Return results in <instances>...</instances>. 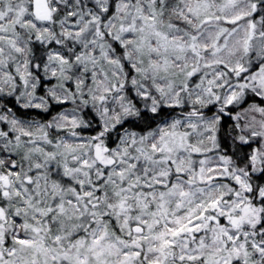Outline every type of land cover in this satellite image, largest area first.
Returning <instances> with one entry per match:
<instances>
[{"label":"snow or ice","instance_id":"6c2138e0","mask_svg":"<svg viewBox=\"0 0 264 264\" xmlns=\"http://www.w3.org/2000/svg\"><path fill=\"white\" fill-rule=\"evenodd\" d=\"M230 2L226 0V4ZM163 3L18 0V7L9 9L16 16L13 33L6 35L7 29L0 25V99L4 95L9 98V106L0 109V264H264V98H260L264 91V49L258 45L245 42L248 67L238 63L234 69H227L240 77L242 82L234 87L241 91L232 92L224 101L217 120L219 129H205L213 144L227 149L219 158L218 168L207 167L206 159L216 149L210 147L205 152L192 142V130L202 127L195 121L203 117L195 106L189 110L186 104V126L180 120L162 122L158 129L152 124L134 125L127 140L120 135L113 139L109 132L107 141L102 139L106 127L99 134L93 130V142L81 141L77 146L90 150L91 162L74 155L77 148L70 145L64 146L66 153L60 160L54 151H44L46 159L33 161L28 167L24 160H18L24 144L38 148L53 144L47 131L35 139L31 131L18 130L15 126L23 128L25 123L21 117L35 113L47 119L77 98L84 105L89 100L105 105L103 112L108 113L109 96L124 89L126 82L113 81L109 89L95 97L90 88L86 94L85 84L92 85L98 76L108 78V73L101 70L98 74L89 70V65L95 68L108 63L118 65L121 71L135 69L134 64L121 63L120 56L127 59L125 48L133 43L137 32L141 34L138 51L152 37L160 38L167 50V35L151 31L158 13H163ZM251 7L254 15L249 27L255 30L259 23L264 33V0H259L260 11L256 4ZM3 15L0 10V19ZM26 15L34 22L32 30L22 35L15 28ZM239 19L226 22L234 24ZM57 21L64 25L63 31L49 29L48 25ZM25 27L21 25V31ZM146 29L149 31L145 35ZM260 38L264 41V35ZM189 39L192 43L187 47L198 55V38L193 35ZM216 39L219 41L221 35ZM25 46L34 55L21 65L18 60ZM176 49L184 51L185 45L177 44ZM116 53L120 55L113 59ZM73 73H81L85 79L76 81ZM187 77L194 84L199 80L191 71ZM127 84L131 94L135 81L128 80ZM57 87L64 90V96L55 94ZM183 87L188 89L187 81ZM5 88L9 89L7 93ZM25 93L27 103L22 102ZM219 99L213 97L209 111L216 109ZM240 100L238 110L233 105ZM180 107L177 100L160 112ZM86 115L99 125L92 107ZM151 136H156L159 143L152 142L145 148ZM229 139L236 151L231 150ZM225 155L236 160L235 168L228 167L231 159H225ZM217 172L227 173L228 182L239 190L213 195L222 187ZM70 176L74 179H61ZM65 184L72 185L73 195L67 196ZM241 191L246 203L240 199ZM231 199L238 201L234 209L226 206ZM237 211L239 215H234Z\"/></svg>","mask_w":264,"mask_h":264},{"label":"clouds","instance_id":"9594fccd","mask_svg":"<svg viewBox=\"0 0 264 264\" xmlns=\"http://www.w3.org/2000/svg\"><path fill=\"white\" fill-rule=\"evenodd\" d=\"M253 4H256L257 11H260L259 0H231L227 4L226 0H164L161 5L163 13H158L155 28L151 31H160L167 35V50L160 38L152 37L151 42L146 41L138 51L136 45L141 34L137 32L132 37L133 43L125 48L127 59L125 60L122 55L120 56L121 63L134 64L135 69L125 68L121 71L118 65L108 63L98 64L95 68L89 65V70H95L98 74L103 70V72L108 73V78L104 79L102 76H98L92 85L85 84L83 91L86 94L90 88L91 94L95 97L109 89L113 81L116 83L122 80L126 82L124 89L109 96L108 113L103 112L105 105H95L94 100H89L88 104L84 105L77 98L76 101L69 103L67 109H61L60 113L52 112L47 119L35 113L21 117L20 119L24 120L25 123L23 128L16 125L15 127L18 130L31 131L35 139H39L47 131L48 138L52 140L53 144L41 145L39 148L37 145L24 144L18 153V160H24L25 167H28L33 161L43 162L46 159L42 155L44 151H54L57 153L58 160L63 159L66 153L65 145L77 148L81 141L85 144H91L93 142L91 140L93 130L99 134V132H104L105 127L108 131L104 132L102 137L104 141L108 140L109 132H111L113 139L120 135L123 136L124 140H127L134 125L146 127L148 124H152L153 128L158 129L162 122L168 124L180 120L186 126L189 123L183 110V106L186 104L189 110L195 106L196 111L203 117L202 120L195 121L202 127L192 130L191 140L205 152L210 147L216 149V151L209 153L206 159L209 161L207 167L218 168L219 158L227 152V149L219 147L218 143L213 144L205 133V129L209 127L219 129L217 120L219 119V110L224 107V101L232 92L239 94L241 91V89L234 87L238 82H242L240 77L234 73L229 74L227 69H234L238 63L244 67L249 66L248 57L245 55V42L247 41L250 45H258L259 48L264 49V41L260 38L264 33L261 32L259 23H256L255 30L249 27L254 15L251 7ZM17 7L18 0H0V10L4 12L3 18L0 19V25L7 29L6 35L13 33L12 24L16 19L15 13L9 9H16ZM236 17H241V19L234 24L226 22ZM259 19V17H256V21H259ZM33 22L34 18L26 15L16 24L15 31H19L24 35L32 30L31 25ZM21 25H26L22 31ZM48 27L57 32L64 30V25L59 24L58 21L49 24ZM109 28L115 33L116 29L112 28L111 24ZM222 29L226 31L221 32ZM40 30H43V25H41ZM148 31L146 29L145 35ZM218 34L221 35L219 41L216 39ZM193 35L198 38L196 41L198 55H194L187 47L192 43L189 37ZM103 42L108 44L107 39ZM5 43H7V40H5ZM177 44L185 45V50L178 51L176 49ZM5 52L7 53V49H5ZM33 55L28 52L27 46H25L23 53L19 56L18 63L22 65L24 60ZM118 55L120 54H113V59ZM206 65L207 67H205ZM197 68H199L198 72L196 71ZM6 71L7 69H5ZM190 71L199 77V80L196 81L199 87L187 77V73ZM73 79L79 81L85 79V76L81 73H73ZM128 80L135 81L131 94L127 91ZM186 81L189 84L187 90L183 87ZM4 91L7 93L9 89L5 88ZM178 92L180 93L179 96H177ZM142 93H147V95L143 96ZM55 94L64 96L65 92L62 88L57 87ZM121 96L124 97L123 100L120 99ZM214 96H219L220 99L215 102L216 109L209 111ZM197 97H199V103H196ZM260 98H264V91L260 92ZM8 99L7 95L0 99V109L9 106L6 102ZM28 99L29 97L25 93L22 102L27 103ZM177 100L181 102L180 108L175 111L167 108L165 114L160 112V108L172 105ZM53 102L55 101L53 100ZM239 103H242V100L233 105L238 110ZM249 103L255 104V101ZM48 107L50 105H45V108ZM88 107L93 108V113L97 115L100 122L99 125L92 120L91 116L86 115ZM245 107H248V105H245ZM152 108H156L157 112H151ZM117 121H119V124L116 128H113ZM125 121L128 123H125ZM49 124H51L50 128L48 127ZM178 127L181 131L183 130L182 126ZM137 135L139 137V133ZM152 142L159 143L156 136L149 137L145 141L144 147H150ZM228 143L231 150L236 151L232 139H229ZM55 144H58L59 147H53ZM73 154L82 159H88L90 162L92 160L90 150L85 151L77 148ZM68 159L71 162V155L68 156ZM225 159H231V163L228 165L229 168L236 167L235 159L227 155H225ZM53 171H56L55 167H53ZM91 171L95 172V169ZM215 174L222 177L218 182L222 187L219 190H214L213 195H219L221 192L228 194L239 190L233 188L228 182L227 173L217 172ZM93 178L95 179V176ZM61 179L73 180L74 177H61ZM213 184H217V181H214ZM71 186V184L64 185L67 196L73 195L70 191ZM58 195L64 194L58 193ZM240 199L244 200L245 203L247 202L242 191ZM48 202L52 203L51 199ZM237 203L236 199H231L226 206L234 209ZM234 215H239V212H234Z\"/></svg>","mask_w":264,"mask_h":264}]
</instances>
